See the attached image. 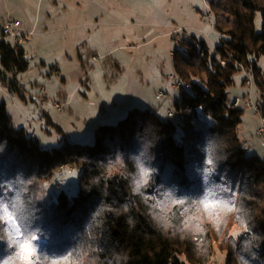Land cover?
<instances>
[{
  "label": "trees",
  "instance_id": "obj_1",
  "mask_svg": "<svg viewBox=\"0 0 264 264\" xmlns=\"http://www.w3.org/2000/svg\"><path fill=\"white\" fill-rule=\"evenodd\" d=\"M211 9L218 45L194 37L173 60L190 86L173 103L176 119L135 108L100 126L92 146L47 150L0 101V200L14 201L44 241L40 264H209L217 252L226 264H264V160L247 156L244 110L228 97L235 75L252 69L264 114V0H213ZM29 67L21 46L0 43V81L11 92ZM68 166L81 170L77 194L40 202L43 182ZM207 192L231 210L195 211ZM14 260L0 240V262Z\"/></svg>",
  "mask_w": 264,
  "mask_h": 264
},
{
  "label": "rangeland",
  "instance_id": "obj_2",
  "mask_svg": "<svg viewBox=\"0 0 264 264\" xmlns=\"http://www.w3.org/2000/svg\"><path fill=\"white\" fill-rule=\"evenodd\" d=\"M212 1L110 0L105 5L108 10H112L114 18L104 17L100 21L104 19L110 22L108 26L102 25L106 29L102 32L110 35L112 42L108 46L106 38L98 35V38H93V46L101 53L109 49H113V52L104 56L98 52L100 62L93 61L96 51L92 53L89 44H80L67 60L64 57L66 51L62 54L61 45L58 44L60 35H51L44 42L45 48L39 46V54L31 48L37 56L27 57L30 67L17 76L19 88L11 92L0 81V101L7 102L13 126L17 130H26L39 139L44 149L51 150L65 142L92 146L100 126L117 124L135 108L151 110L161 118H166L170 107L174 109V105L169 98L158 101L156 96L160 91H168L173 97L180 96L181 91L173 87L170 79V76L175 75L171 54L182 50L185 41L192 40H184L185 32L180 31V28L188 33L202 30L208 34V38H198L207 40L212 48L220 41L219 33L204 22L212 11ZM22 5V0H0V10L4 9V12L14 17L20 15ZM11 11H14L13 14ZM170 12H175V15ZM99 13L101 11L98 10ZM194 14L198 20L201 16L202 28L193 22L189 25V19ZM166 24H170L169 28ZM256 26L258 31L262 30L260 15ZM179 37L182 42L177 41ZM30 46V43L22 46L28 55ZM259 66L264 72V57L259 60ZM55 67L61 73H56ZM10 79H13L12 75ZM244 79L243 71L235 75V83L228 91L229 102L244 98ZM41 91L46 92V97ZM257 98L254 85L253 99L256 103ZM42 100L46 102L44 106H41ZM56 104L63 106L61 111L54 108ZM243 110L242 123L238 128L241 145L247 156L257 155L264 160V142L257 133L260 120L254 111ZM80 175L78 167L74 172L68 168L62 175L56 172L52 179L43 182L39 201L48 205L49 198H55L61 189L70 196L76 195ZM34 243L38 254L44 241L36 238ZM209 264H226V255L217 252Z\"/></svg>",
  "mask_w": 264,
  "mask_h": 264
},
{
  "label": "crops",
  "instance_id": "obj_3",
  "mask_svg": "<svg viewBox=\"0 0 264 264\" xmlns=\"http://www.w3.org/2000/svg\"><path fill=\"white\" fill-rule=\"evenodd\" d=\"M22 2L24 5H22V8L20 9L19 16L14 17L9 13L8 15L6 11L4 12V9H1L0 11L2 13L0 14V21L4 20L7 16H12L22 22L23 31L27 33L33 32V35L28 36L27 43L23 45L24 47L28 43L31 44L29 47L30 55L26 54L27 50L22 47L27 57L36 55L31 48L39 54L37 51L39 46L42 45L44 47L46 39L55 33L60 35L58 44L61 45L62 54L66 51V56L64 57L67 60L69 55H73V53L76 52L77 47H79L80 44L82 46L84 44L91 45L89 46L91 52L93 53L96 51L93 57L99 56V53L104 56L113 52V49H109L105 51V53L104 51L101 53L98 48L93 46V38H98V35L106 38L108 46H110L112 42V37L102 32L106 30L104 27L108 26L110 22H108V20L104 21V19L100 21L101 18L104 17L109 19L114 18L112 10H108V7L105 5V3L109 4L110 0H38L37 3L36 0H22ZM45 3H47L46 6ZM45 8H47V10ZM98 10L101 11V13L98 14ZM125 12H127V10ZM170 13L173 16L175 15V12ZM200 17L201 16H199L198 20L195 14L192 15L189 19L191 22L189 25L193 22L195 26L202 28L203 23L201 22ZM102 25L105 26L102 27ZM166 25H164V27H166ZM169 25L170 24L167 25L168 28ZM79 53L81 54L80 51ZM54 70L56 73H61V70L58 67H55Z\"/></svg>",
  "mask_w": 264,
  "mask_h": 264
},
{
  "label": "built area",
  "instance_id": "obj_4",
  "mask_svg": "<svg viewBox=\"0 0 264 264\" xmlns=\"http://www.w3.org/2000/svg\"><path fill=\"white\" fill-rule=\"evenodd\" d=\"M205 24L211 27L213 30L215 29V17L213 12L211 11L206 19L204 20ZM180 31L185 32L184 40L186 38L193 39L194 37H206L208 38V34L203 32L202 30H198L194 33H188L187 30L180 28ZM33 35V32H25L22 29V22L12 16H7L4 20L0 21V43L3 42H12L15 45L23 46L26 44V41L28 40V36ZM181 37L177 39L178 42H182ZM172 60L175 59L176 55L175 53L171 54ZM93 61L100 62L99 56H94ZM243 73L245 75V79L243 81V88L245 92V96L243 99L237 98L234 101V107L239 109H245V110H252L255 112L256 116L260 120V128L258 129L257 133L260 139L264 142V114L262 112V109L259 104L255 102L253 99V88H254V77H253V70L248 68H243ZM170 79L173 81V87L177 90H182L184 88H189L190 86L185 85V83L179 78L178 75L170 76ZM1 80V75H0ZM42 93V91H41ZM46 92L43 91L42 95H45ZM47 95V94H46ZM45 95V97H46ZM157 100L160 101L163 98H169L171 101V104H173L177 97L170 96L168 94V91H160L159 94L156 96ZM45 100L41 101V106L45 105ZM63 106H60L59 104H56L54 106L55 109H58L59 111L62 110ZM168 117L170 119H176L177 114L175 113L174 109H169L168 111ZM30 124V123H29ZM31 125V124H30ZM72 172H74V167H61L59 170L60 174H63L66 169H68Z\"/></svg>",
  "mask_w": 264,
  "mask_h": 264
},
{
  "label": "snow or ice",
  "instance_id": "obj_5",
  "mask_svg": "<svg viewBox=\"0 0 264 264\" xmlns=\"http://www.w3.org/2000/svg\"><path fill=\"white\" fill-rule=\"evenodd\" d=\"M177 203L183 205L186 201L178 200ZM193 203L195 211L213 212L218 208L231 210L227 202L216 197L215 192H207L203 198ZM26 228L21 220L18 205L12 200H0V240L7 241L8 247L12 249L15 257L12 264H40L43 259L37 254V245L34 243L36 236ZM64 258L67 259V256ZM0 264H8V262L2 261Z\"/></svg>",
  "mask_w": 264,
  "mask_h": 264
}]
</instances>
